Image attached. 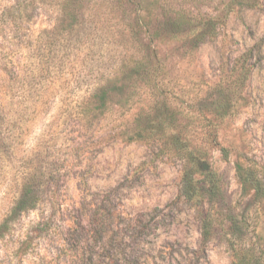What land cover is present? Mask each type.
Listing matches in <instances>:
<instances>
[{
	"label": "rangeland",
	"instance_id": "1",
	"mask_svg": "<svg viewBox=\"0 0 264 264\" xmlns=\"http://www.w3.org/2000/svg\"><path fill=\"white\" fill-rule=\"evenodd\" d=\"M168 1L232 8L215 38L189 50L184 37L151 40L163 25L154 0H0V225L25 183L39 194L0 232V264H235L230 217L246 223L245 249L264 255V195L242 181L256 166L264 184V0ZM134 19L158 60L151 96L116 80L137 52ZM163 90L197 143L216 128L208 160L220 205L180 197L182 162L124 138ZM217 109L226 116L214 119Z\"/></svg>",
	"mask_w": 264,
	"mask_h": 264
},
{
	"label": "trees",
	"instance_id": "2",
	"mask_svg": "<svg viewBox=\"0 0 264 264\" xmlns=\"http://www.w3.org/2000/svg\"><path fill=\"white\" fill-rule=\"evenodd\" d=\"M125 1L134 8L141 6L143 0L138 3H133L131 0ZM184 4L180 2L176 5L177 8H172V4L168 0H154L153 7L159 10L161 16H163V25L160 26V22H157L152 26L151 40L158 39L162 34L176 40L181 39L179 37H184L182 38L186 39L184 45L189 50L195 49L217 36L218 29L224 25L232 8L231 2L222 3V8L216 9L212 14L202 11L194 12L190 6ZM236 4L243 7L257 5L255 0H239ZM139 13L140 11H138ZM136 26H140L138 19H134L133 24L129 27L131 38L138 44L137 52H134L126 60H122L116 80L117 82L129 81V93L134 94L141 88H146L147 93L151 96L152 93L149 90L154 91L158 88L153 83L154 77L159 71L156 63L158 60L154 49L141 46L138 39L140 31L136 29ZM136 83L141 84L140 87L137 88ZM158 94L162 96L158 110L156 111L157 107L154 101V103H150L146 110L135 117L132 129L125 133L124 138L129 142L142 141L152 147L157 156H166L182 162L180 197L197 207H203L206 204L210 207L220 205L223 196L220 177L208 160L209 150L218 146L216 128L210 126L204 132L207 141L204 144L197 143L195 141L196 136L193 135L195 130L181 126L182 120L187 123L190 122L189 114H182L181 111L171 105L167 91L163 90ZM225 116L226 113H223V111L218 112L217 109L213 117L215 119ZM220 151L225 158L228 156L225 148L220 147ZM242 181L250 184L256 200L264 195L261 171L256 166L249 167L248 175L245 178L242 177ZM38 202L39 194L33 184L25 183L10 214L2 221L0 232L6 229L8 224L18 215L34 210ZM236 221L230 217L229 236L231 243L229 246L233 257L237 261L235 264H264V255L257 251L253 243H248V248L245 249L246 247L242 243L244 238L242 230L246 227V223ZM203 224L204 235L207 236V234L209 235L207 230H210L211 226L209 216L205 217ZM235 241L236 243H234Z\"/></svg>",
	"mask_w": 264,
	"mask_h": 264
}]
</instances>
